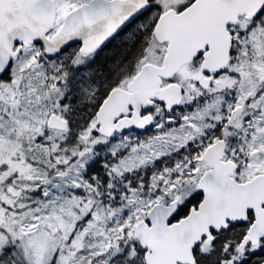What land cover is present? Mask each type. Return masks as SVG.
Returning a JSON list of instances; mask_svg holds the SVG:
<instances>
[{"label": "snow or ice", "instance_id": "1", "mask_svg": "<svg viewBox=\"0 0 264 264\" xmlns=\"http://www.w3.org/2000/svg\"><path fill=\"white\" fill-rule=\"evenodd\" d=\"M0 264H264V0H0Z\"/></svg>", "mask_w": 264, "mask_h": 264}]
</instances>
